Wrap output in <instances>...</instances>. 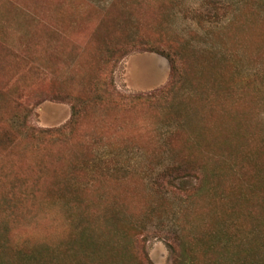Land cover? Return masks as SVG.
I'll list each match as a JSON object with an SVG mask.
<instances>
[{"label":"rangeland","instance_id":"rangeland-1","mask_svg":"<svg viewBox=\"0 0 264 264\" xmlns=\"http://www.w3.org/2000/svg\"><path fill=\"white\" fill-rule=\"evenodd\" d=\"M150 46L183 63L169 99L95 101L166 85ZM185 156L203 193L164 192ZM231 222L216 259L264 261V0H0V264H170L176 237Z\"/></svg>","mask_w":264,"mask_h":264},{"label":"trees","instance_id":"trees-1","mask_svg":"<svg viewBox=\"0 0 264 264\" xmlns=\"http://www.w3.org/2000/svg\"><path fill=\"white\" fill-rule=\"evenodd\" d=\"M152 50L159 51L163 54L170 62V78L166 85L159 89L152 90L143 94H134V95H122L117 90H114L108 86L100 85L98 88L95 101L99 103H104L108 98H112V101L116 104H122L127 106H135L137 104H147L153 102L167 101L170 95L174 92L179 82H181L182 76L185 74L184 66L179 58V53L176 50L170 48L165 50L155 49V47H147ZM123 50V49H122ZM127 50V49H126ZM123 54L121 48L117 50L106 49L105 56L102 61V64L105 66L111 60L112 56L115 53ZM126 53V51H125ZM97 85L100 82L95 83ZM127 99V100H125ZM116 101V102H115ZM82 108L78 105H74L73 113L70 121L68 122L67 127L72 128L75 125V121L79 115V111ZM57 133V130H54ZM180 133L175 131L173 134L169 135L165 142L167 141L170 145L171 142L179 136ZM202 165H197L190 156H185L178 159L175 162H170L165 165L161 171L158 172V176L154 181L155 184L162 188L164 192L173 191V192H183L190 197L192 195L199 194L202 188V177H200V169ZM194 180L196 184L191 185L190 187H182L186 180ZM244 182H239L234 185L236 191H238V196L243 199L242 189L244 187ZM203 193V190L200 194ZM211 200L214 202L222 200L223 196L218 195L215 190L212 191ZM238 225L235 222H231L229 226H226L222 229H216L217 231L209 232L205 237L195 236L191 238H185L184 240L181 237H176L171 243H169V249L171 252V262L170 264H226L225 257L221 260H217L213 253L217 252L220 249H227L230 245L234 244L238 239ZM253 233V231H251ZM211 243V241H213ZM259 244L256 243L252 249L257 250ZM226 256V254H225ZM252 258L249 260H243L236 255H231V258L227 264H264V261L255 260V254L252 253Z\"/></svg>","mask_w":264,"mask_h":264}]
</instances>
